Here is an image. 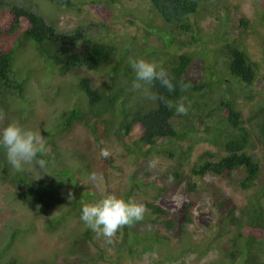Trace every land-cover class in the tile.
<instances>
[{
	"label": "trees",
	"instance_id": "trees-1",
	"mask_svg": "<svg viewBox=\"0 0 264 264\" xmlns=\"http://www.w3.org/2000/svg\"><path fill=\"white\" fill-rule=\"evenodd\" d=\"M47 2L61 6L63 11L72 9L82 11L81 6L75 8L73 0ZM149 2L157 15L155 20L162 24L151 22L149 24L151 29L147 30V34L156 33L157 36L162 34L163 47L157 49L149 44L150 40L146 38L147 53L137 55L136 50L131 46L120 47L116 42L105 41L104 38L82 27L72 33L61 35L57 31L56 23L50 22L44 16L15 2L0 0V8L8 9V14H4L0 19V37L2 35L16 37L13 46L0 50V105L4 103L3 96L8 94H13L24 102L23 90L28 75L27 78L21 79L18 70L15 69L16 54L22 48L26 50L32 48L34 59L41 65L36 66L38 73L46 74L52 71L54 74L66 75L73 69L86 67L91 71L104 72L109 81L106 85L96 86L89 79L84 78L75 85L76 91L86 100V108L75 107L62 112L54 128L57 132L76 130L78 125L87 129L88 134L83 136L86 141L82 149L73 152L80 167L67 166L62 160L61 150H58L54 145L55 142L51 141L50 146L56 153L55 156L62 169L55 174H48L47 182H34L32 178L26 176V184L39 185L36 193L27 196L28 202L33 209L40 212L50 209L54 204L63 205L67 197L66 192L71 191L66 187L75 188L80 184L82 169L90 171L92 163L97 162L96 170L100 173L106 171L112 160L109 159L110 157L104 159L99 155L100 149L105 146V139L116 138L121 141L125 150L133 154L136 161L145 169L147 164L144 158L153 153L172 159L176 162L174 172L166 170L162 173L167 179L169 172V176H172L170 181L156 188L153 182L149 183L147 179L138 176L137 168L133 170L131 177L135 181L132 179L134 182L127 184L118 196L126 199L134 197L138 202L142 199L141 203L145 204L148 212L143 221L135 223L132 227H124L114 238L117 242L118 264L127 255L132 257L144 250L152 251L151 249L157 248L159 252L161 249L165 250L160 259H167L173 255L168 252L167 245L175 238L181 239L183 235L189 234L186 232L187 228L195 224L206 227L203 225L204 222L198 220L199 212L201 219L203 211L199 210L195 214L197 203L191 196L197 195L198 191L196 184L191 182L189 183L190 198L185 201L178 218L177 215L173 216L169 209L153 200L163 196V191L168 190L166 187L168 183L178 182L179 186L185 176L183 172L185 162L190 159V152L199 142H191L186 151L182 147V141L197 137L201 131L208 132L205 141L215 144L217 151L206 150L198 156L190 167L189 175L202 179L206 174L211 173L223 179L231 178L243 191L253 189V196L256 199L251 210H248V204L242 210H237L238 206L231 195L209 186L213 189V193H216L217 218L214 222L216 230H209L208 234L195 241L189 248L194 247L200 252L207 253L213 244L217 243L216 260L212 264H264V165L262 166L264 156L256 153L259 147L264 148V119H260L259 116V114L262 115L261 118L264 116V92L246 114L234 101L238 88L251 87L261 74L262 61L254 59L247 42V37L251 35L237 34L233 40L230 37H218V40L221 38L223 42L222 46L214 59L208 58L207 55L211 51L208 40H203L194 33L195 20L193 23L191 18L201 13L202 9L204 11L208 9L209 5L216 4L217 9L226 11L224 16L217 17L218 22L223 23L230 17L228 9L223 6L225 0H149ZM42 3L45 4V0ZM260 3L264 7V0H260ZM41 9H44L43 6ZM129 15L137 17L138 12ZM242 22L245 28L250 23L246 17L242 18ZM163 23L171 25L170 30H165ZM102 25L107 30L105 32L107 35L110 25L104 23ZM223 27L227 26L223 25ZM255 31L256 38L261 40V37L264 40L262 27ZM73 42L80 43L81 47L78 51H71ZM195 43L196 48L190 49L192 46L195 47ZM171 48L183 50L178 53ZM197 54L206 61L204 62L206 66L201 67L203 71L201 79L198 80L191 79L189 73ZM143 56H153L177 80H183L190 85L186 92L178 87L174 93H168L157 83L153 91L166 96L173 105L171 109L159 101L152 102L146 99L141 92L132 88L135 73L128 63L129 57ZM223 65L224 69L213 68ZM218 72L222 74L218 75ZM184 96L188 97L185 101L186 105L190 102L191 107L187 115H181L184 128H177L173 123V118L177 114L175 105ZM29 101L31 102V99ZM17 114L22 121L23 112ZM25 114L27 117V111ZM9 119L10 115L7 121ZM2 150L0 148V157H3ZM237 169L241 174L234 176ZM19 173L26 175L25 172ZM17 174L14 176L15 179ZM258 182L263 183L258 185ZM89 189L97 191L94 185H89ZM21 194L26 196L24 193ZM79 194L81 195L80 192ZM64 215H71V211L65 212ZM144 222L152 223L153 230L156 231L154 239H157V248L156 244L153 246L154 242L151 243L152 237L149 232H144L142 238H128L130 234L140 233L137 227ZM91 233L92 230L87 229L84 237L90 238ZM17 234L18 230L12 232L11 240L8 242L9 247ZM164 245H166L164 249L159 247ZM110 262L114 263L113 260ZM0 264L3 262L0 261Z\"/></svg>",
	"mask_w": 264,
	"mask_h": 264
},
{
	"label": "rangeland",
	"instance_id": "rangeland-1",
	"mask_svg": "<svg viewBox=\"0 0 264 264\" xmlns=\"http://www.w3.org/2000/svg\"><path fill=\"white\" fill-rule=\"evenodd\" d=\"M29 1L28 6L32 9L40 11L43 6L46 18L50 22L56 23L57 31L61 35L72 33L77 28L82 27L89 29L96 36L104 38L105 41L116 42L120 47L131 46L132 49L136 50L137 55L147 53L145 49L146 38L150 40L149 44L157 49L163 47L162 34L160 36H157L156 33L153 35L147 34V30L151 29L149 26L151 22L158 25L162 24L155 20L157 15H155L149 0H73L75 8L81 6L82 11L80 12L74 9L63 11L62 7L57 4L47 1L43 4V0ZM223 6L230 13V17L225 19L223 23L218 22L217 17L219 15L224 16L226 11L220 10V8L217 9L216 4L209 5L208 9L198 15H193L191 20L193 23L195 20L194 33L202 37L203 40H208L211 49L207 55L208 58L214 59L222 46L223 42L221 38L218 40V37H230L233 40L237 34L246 36V33H248L251 35L249 38L247 37V42L250 45L249 49L254 59L262 61L261 74L257 77L254 85L244 89L239 87L236 95L234 94L235 104L237 103L246 114L262 96L261 93L264 92V40L261 37V40H258L255 31L264 27V7L260 0H225ZM133 12H138V16L129 15ZM3 13L4 11L0 10V18ZM243 17H246L250 22L246 25V28L242 22ZM103 23L110 25L107 35H105L107 30L103 27ZM163 24L165 30H170L171 25ZM223 25L227 27L225 28ZM261 33L264 37V28ZM15 39L16 37L12 35L1 37L0 50L9 49L13 46ZM196 45L195 43V47L192 46L190 49L196 48ZM80 47L78 42L71 43L72 52L78 51ZM171 50L181 53L183 49L175 50L171 48ZM16 58L17 65L15 69L18 70L17 73L20 78H27L28 75L23 90L24 102L14 95L3 96L4 103L0 105V128L7 123L9 115L10 119L19 118L17 113L23 112L22 122L28 127L41 131L46 141L45 160L48 162L47 167L41 170L34 165H25V173L37 181L47 182L48 174H55L56 171L62 169V165L55 156L56 153L50 146L51 141H54L56 148L61 150L62 160L67 166L80 167L79 162L73 156V152L76 149H81V143H85L86 139L83 136L88 134L87 129L78 125L76 130L57 132L54 128L62 112L75 107L86 108V100L82 98L81 93L76 91L75 85L84 78L89 79L96 86L106 85L109 81L104 72L91 71L86 67H78L66 75L54 74L52 71L46 74L38 73L36 66L40 63L34 59L35 55L32 48H28V50L20 49L16 54ZM142 58L154 59L160 64L159 60L153 56H143ZM194 58L189 73L191 79L198 80L201 79L200 76L203 72L201 67L206 66L204 64L206 61L199 54ZM213 68L224 69V65ZM25 111L28 113L27 117ZM259 116L260 119H264V116L261 118V114ZM183 122L181 115L176 114L173 118L174 126L177 128H184L185 124ZM208 135V132L203 133L201 131L197 137L182 141V147L185 150L191 142H199L190 152V159L185 162L183 168L185 176L181 181L179 180V186L178 182L168 183L166 185L168 190L163 191V196L153 200L169 209L173 216L177 215L178 218L182 213L181 210L184 208L185 201L190 198L189 183H195L198 193L191 196L197 203L195 214L199 210L203 211L201 219L204 220L200 219V212L198 220L204 222L203 225L206 227L195 224L187 228L186 232L189 234L183 235L181 239L175 238L167 245L168 252L173 255L162 260L160 256L165 250L158 251L157 239H154L156 231L153 230L152 223L144 222L137 227V231L140 233L130 234L128 238H142L144 232H149L152 237L151 243L154 242L153 246L156 244L157 249H151L152 251H142V249L140 250L142 252L135 256L129 257L127 255L122 258L120 264H212L216 260L215 245L217 243H214L207 253L200 252L194 247L189 248L195 241L208 234L209 230H216L214 224L215 218H217L215 211L217 210L215 205L216 193H213V189L209 186L231 195L238 206L237 210H242L254 198V191L253 189L243 191L238 187L235 180L223 179L212 174L202 179L189 175L191 165L201 153L206 150L214 151L217 149L215 145L205 141V136ZM104 142L105 146L103 148H107L112 153L109 158L112 163L108 165L107 170L102 173L98 172L99 170H96L97 162H93L90 171H83V169L81 171V178L87 180L88 183L92 182L90 175L93 172L98 175V184L92 182L97 191L89 190L91 196L99 198L105 190L117 195L121 194L127 184H132L135 181L131 177L135 168L138 169L139 177L147 179L149 183L153 182L154 188L163 186L165 182L170 181L172 176H169V172H166L167 179L162 173L166 170L174 172L176 166L174 160L153 153L144 158L147 164L145 169L140 166L133 154L125 150L124 144L118 139H105ZM258 150L260 156L263 157L264 148L259 147ZM14 174L15 170L9 164L6 165L4 162L0 164V253H2L0 261L3 264H10L12 261H14L13 264H118L116 262L117 242L115 239V243L113 242L110 246L102 236H98L93 231L90 238L84 237L89 228L80 219L81 210H66L70 207L61 208V205L58 204H54L50 209L42 212L34 210L29 205L26 196H19V193H23L28 187L20 188L17 186V182L25 184L26 175L18 173L15 179ZM240 174V172L235 173L236 176ZM38 176L40 177L37 179ZM262 183L258 182V185ZM32 186L35 188L32 192L36 193L39 185L33 184ZM199 187L200 189H198ZM66 189L74 190L72 186H68ZM81 196L86 201L85 189H83ZM140 201L142 202V199ZM67 211H71V215H64ZM15 230H18V234L9 247L8 242ZM176 233H178L177 230ZM159 247L164 249L166 245ZM110 260H113L114 263Z\"/></svg>",
	"mask_w": 264,
	"mask_h": 264
},
{
	"label": "clouds",
	"instance_id": "clouds-1",
	"mask_svg": "<svg viewBox=\"0 0 264 264\" xmlns=\"http://www.w3.org/2000/svg\"><path fill=\"white\" fill-rule=\"evenodd\" d=\"M7 1L12 3L11 0ZM13 2L46 18L45 12L42 9L38 11L37 9H32L30 6H28L30 2L29 0H14ZM0 10L4 11L3 15L8 14V9L0 8ZM203 11L204 9L201 10V12ZM263 28L264 27H262V29ZM3 36L4 35L1 37ZM128 63L135 73V80L132 83V88L141 92L146 99L152 102L159 101L170 109L173 107V105L169 103L166 96L160 94L158 91H153L157 83L159 84L160 88L165 89L168 93H174L178 87L183 92H186L190 88L189 84L184 83L183 80H177L174 75L170 74V72L164 66L159 64L154 59L148 60L145 58L129 57ZM221 74V72H218V75ZM187 100L188 97L184 96L176 103L175 111L178 115L188 114L191 103L188 102L186 105L185 101ZM82 147L83 143H81L80 148L82 149ZM0 148L3 149V157H0V164L2 162H4L6 165L9 164L10 167L15 170L14 176L17 174V172H25V165H34L41 170L47 167L48 162L42 158L46 155L47 149L46 141L44 140L41 131L28 127L19 118L9 119L7 123L2 128H0ZM216 151L217 149L214 150V152ZM223 153L226 154V152H222V154ZM256 153H259L258 149L256 150ZM99 155L104 159H108L112 153L107 148H101ZM197 159H195V161ZM263 165L264 161L262 162V166ZM5 170L7 171L6 168ZM236 172L240 171L237 169L235 173ZM210 174L211 173H208L206 176ZM212 175L216 176V174ZM39 177L40 176H38L37 179ZM90 180L93 183L98 184L99 178L97 173L93 172L90 175ZM230 180L233 181L231 178ZM33 181L41 182L35 179H33ZM92 182L88 183L87 180L80 179V184L77 187L75 186L73 191L68 193L65 191L67 197L65 203L61 205V208L70 207L66 210H81L80 219L83 221L85 226L91 229L98 236H102L106 243L112 244L114 242V237L119 230L123 229L124 227H132L135 223L143 221L148 209L146 208L145 204L138 202L134 197H128L126 199L123 196H118L117 194L110 193L107 190L102 192L99 198L91 196L89 193V185H94ZM30 184L19 183L17 185L20 188L28 187L27 190L31 189L29 192L27 190L23 192L26 195V199L28 195L33 193L32 190L35 189L32 186L33 184ZM83 189L86 190V201L83 200L82 196L79 194V192L82 193ZM19 196H23L21 192L19 193ZM255 199L256 198H253L247 203L248 210L252 209Z\"/></svg>",
	"mask_w": 264,
	"mask_h": 264
}]
</instances>
